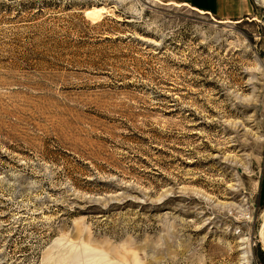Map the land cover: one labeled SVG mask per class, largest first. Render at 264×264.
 Masks as SVG:
<instances>
[{"label": "rangeland", "instance_id": "374dc122", "mask_svg": "<svg viewBox=\"0 0 264 264\" xmlns=\"http://www.w3.org/2000/svg\"><path fill=\"white\" fill-rule=\"evenodd\" d=\"M160 2L0 0V264H264V0Z\"/></svg>", "mask_w": 264, "mask_h": 264}, {"label": "crops", "instance_id": "0c3cea01", "mask_svg": "<svg viewBox=\"0 0 264 264\" xmlns=\"http://www.w3.org/2000/svg\"><path fill=\"white\" fill-rule=\"evenodd\" d=\"M169 5L188 7L221 22L238 21L250 15V0H156Z\"/></svg>", "mask_w": 264, "mask_h": 264}, {"label": "bare ground", "instance_id": "6f19581e", "mask_svg": "<svg viewBox=\"0 0 264 264\" xmlns=\"http://www.w3.org/2000/svg\"><path fill=\"white\" fill-rule=\"evenodd\" d=\"M99 14H100L99 9L86 12V15H89L91 17H92V15L95 16L93 18L90 17L93 20H97L99 17ZM220 23H225V22H220Z\"/></svg>", "mask_w": 264, "mask_h": 264}, {"label": "water", "instance_id": "95a60500", "mask_svg": "<svg viewBox=\"0 0 264 264\" xmlns=\"http://www.w3.org/2000/svg\"><path fill=\"white\" fill-rule=\"evenodd\" d=\"M219 22H221V21H219Z\"/></svg>", "mask_w": 264, "mask_h": 264}]
</instances>
